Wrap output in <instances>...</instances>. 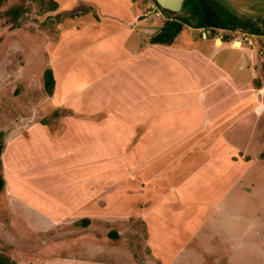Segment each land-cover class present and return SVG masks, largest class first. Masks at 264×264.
I'll use <instances>...</instances> for the list:
<instances>
[{
    "label": "crops",
    "instance_id": "obj_1",
    "mask_svg": "<svg viewBox=\"0 0 264 264\" xmlns=\"http://www.w3.org/2000/svg\"><path fill=\"white\" fill-rule=\"evenodd\" d=\"M54 1L55 34L44 39L54 92L31 108L42 115L24 116V135L8 139L5 190L73 248L86 232L102 239L115 230L109 245L126 234L133 264H171L173 246L199 233L194 220L228 205L237 184L236 130L264 115L252 73L240 81L217 59L231 43L206 32V47L179 39L184 30L170 45L152 43L164 21L144 17L138 0Z\"/></svg>",
    "mask_w": 264,
    "mask_h": 264
},
{
    "label": "rangeland",
    "instance_id": "obj_2",
    "mask_svg": "<svg viewBox=\"0 0 264 264\" xmlns=\"http://www.w3.org/2000/svg\"><path fill=\"white\" fill-rule=\"evenodd\" d=\"M138 1L144 5V17L161 11L159 17L162 21L166 20V14L155 0H151L153 8L148 6L146 0ZM226 3L244 17H264V0H226ZM16 5L31 7L21 21V27H16L6 14ZM49 13L40 14V4L27 0L0 2V131L6 133V145L10 137L24 135V116L34 119L43 113L40 109L36 111L31 108L36 101L38 104V101L47 99L45 88L41 86L43 70L49 59L44 39L53 38L55 34ZM203 32L207 37L211 34L204 29L186 27L179 39L196 40L200 46L206 47ZM228 34L231 44L221 45V39ZM212 35V43L217 38V44L221 45L217 51L220 63L224 60L229 63L228 68L243 82L252 73L251 81L255 88L252 95L255 102H262L261 109H264V36L222 30ZM232 44L234 47L230 46ZM241 44V49H237ZM28 78L31 85L24 87ZM258 80L263 84L261 88L256 87ZM236 132L237 148H242V152L236 154L237 174L232 175L237 184L225 200L228 205L223 202L222 209L207 217L203 223L201 216L194 220L190 228L197 229L199 233L189 238L188 247L173 246L176 250L175 255L170 257L171 264H264V158L261 157L264 150V115L259 122L238 127ZM5 159L8 161L6 155ZM12 198L6 190L0 193V251L7 253L18 264L135 263L126 234L121 244L114 246L109 245L113 241L109 235L96 239L94 234L86 232L73 248L70 244L72 240L59 238L66 234H59L57 228L43 231L51 228L46 222L49 217L41 216L34 205L26 200L13 198L17 201V207H14ZM123 229V226L117 227V230ZM179 231L185 234L184 237L190 233L188 226ZM65 244H70L71 248L64 247ZM198 245L201 247L199 250ZM135 256L139 262L143 261L144 257L139 254ZM152 260L155 261L154 258ZM152 260L149 264H161L159 260L157 263Z\"/></svg>",
    "mask_w": 264,
    "mask_h": 264
},
{
    "label": "trees",
    "instance_id": "obj_3",
    "mask_svg": "<svg viewBox=\"0 0 264 264\" xmlns=\"http://www.w3.org/2000/svg\"><path fill=\"white\" fill-rule=\"evenodd\" d=\"M27 1L39 3L40 14H45L57 8V3L54 0ZM30 10V6L16 5L8 9L6 14L11 18V22L16 27H21V21ZM164 13L166 14V20L163 22L162 27L150 38L152 43L170 45L174 43L177 36L186 27L209 31L211 32V34H208L209 38L213 37L212 33L216 34L219 30L225 32L242 31L254 36H264V17L260 19L244 17L236 11H233L227 5L226 0H185L183 13L174 16L166 12ZM229 39V34L225 38L223 37L225 41H229ZM43 75L45 91L48 95H52L55 87L52 69L50 67L46 68ZM255 84L257 88H261L263 85L261 80H258ZM45 120L47 121L48 119L45 118ZM5 147L6 133L0 131V193L4 192L6 188L2 158ZM261 157L264 158V150L261 152ZM78 224H89V220L81 219L78 221ZM109 235L112 238L119 236L115 230H111ZM0 264H18V262L7 253L0 251Z\"/></svg>",
    "mask_w": 264,
    "mask_h": 264
},
{
    "label": "water",
    "instance_id": "obj_4",
    "mask_svg": "<svg viewBox=\"0 0 264 264\" xmlns=\"http://www.w3.org/2000/svg\"><path fill=\"white\" fill-rule=\"evenodd\" d=\"M161 9L170 15L183 13V5L185 0H155Z\"/></svg>",
    "mask_w": 264,
    "mask_h": 264
},
{
    "label": "built area",
    "instance_id": "obj_5",
    "mask_svg": "<svg viewBox=\"0 0 264 264\" xmlns=\"http://www.w3.org/2000/svg\"><path fill=\"white\" fill-rule=\"evenodd\" d=\"M146 1H148V6L150 8H153L154 7V4L151 2V0H146ZM154 15L160 16L161 15V11H155Z\"/></svg>",
    "mask_w": 264,
    "mask_h": 264
}]
</instances>
